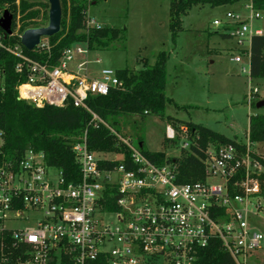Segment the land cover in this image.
<instances>
[{
    "label": "built area",
    "instance_id": "built-area-1",
    "mask_svg": "<svg viewBox=\"0 0 264 264\" xmlns=\"http://www.w3.org/2000/svg\"><path fill=\"white\" fill-rule=\"evenodd\" d=\"M255 1L234 0L229 6L236 9L211 23L234 43L236 56L229 60L235 64H241L240 52L248 50L250 39L263 34L253 28L263 14ZM36 48L48 51L47 39ZM6 51L27 68L26 81L16 90L19 100L34 107L69 101L90 112L87 97L105 96L120 86L114 70L102 68L90 76L86 60L68 70L75 55L85 54L79 48L65 49L54 67L27 59L16 46ZM257 92L249 89L248 104ZM106 127L129 150L133 169H100L98 162L108 159L88 151L85 135L71 147L80 172L75 184H65L39 151L0 163V264H195L197 251L210 239L219 240L235 264H246L247 255L260 249L263 237L250 229L247 215L251 202L256 200V207L258 199L264 200L259 196L262 166L250 156H259L251 146L261 144L250 145L246 137L244 152L233 145H208L203 181L178 183L174 164L153 165L138 146ZM165 139L176 140L180 152L190 150L184 127L167 124ZM231 189L241 194L231 196ZM107 191L109 198L117 196L115 211L105 209ZM222 209L220 218L216 213Z\"/></svg>",
    "mask_w": 264,
    "mask_h": 264
},
{
    "label": "trees",
    "instance_id": "trees-1",
    "mask_svg": "<svg viewBox=\"0 0 264 264\" xmlns=\"http://www.w3.org/2000/svg\"><path fill=\"white\" fill-rule=\"evenodd\" d=\"M16 0H0V17L2 12L13 6ZM61 6V23L59 33L47 39V50L35 48L25 50L19 42L21 33L26 29L44 27L47 24L48 5L44 1L17 0V6L12 8L14 18L11 23V35L4 36L0 29V163L16 162L27 150L39 151L43 154L44 163L60 171L65 184H75L80 180L79 167L71 149L72 144L80 141L85 135V143L89 152L97 154H116L117 160H101L100 169H112L123 165L133 169L130 153L106 127L112 129L116 119L120 117H135L137 122L146 116H156L165 119L177 127L186 128L191 146L189 151H182L178 157H166L163 153L149 152L144 149L143 140L138 137L141 154L153 165L163 166L174 164L178 183L203 181L202 159L208 145H233L238 151H245V144L236 139L227 138L207 127L188 121H180L164 115L166 105L186 109L190 106H177L165 95L166 63L168 53L160 51L154 56L153 63H142L138 71L132 69L115 70V76L120 86L109 90L105 96H89L85 105L90 112L80 107H74L67 101L61 107L33 105L18 99L17 86L24 83L27 68L22 61L6 51L7 47H18L29 60L39 64L54 67L59 63L62 52L77 43H83L87 51L108 49L111 44L124 37V29L111 27H96L87 25V10L93 0H59ZM234 0H169V25L171 40L174 41L181 30L180 17L192 6L209 5L211 7L231 5ZM255 8L264 13V0H256ZM223 39H229L224 33H219ZM248 57V75L253 79H264V34L250 39L247 51L240 54ZM18 64L21 70L16 71ZM255 99L250 105H255ZM94 115L97 120L92 119ZM106 125V126H104ZM247 140L250 145L264 144V115L255 114L248 118ZM174 141L164 139L163 144ZM262 166L259 176L260 193L264 199V159L250 153ZM231 196L240 195L238 189L229 191ZM110 191L105 193L109 198ZM116 195L111 196L110 203L105 205L109 211L117 210ZM217 216L224 217V210ZM195 264H235L224 250L221 242L210 239L207 245L200 248L196 254Z\"/></svg>",
    "mask_w": 264,
    "mask_h": 264
},
{
    "label": "rangeland",
    "instance_id": "rangeland-1",
    "mask_svg": "<svg viewBox=\"0 0 264 264\" xmlns=\"http://www.w3.org/2000/svg\"><path fill=\"white\" fill-rule=\"evenodd\" d=\"M16 6L17 0L9 13ZM236 7L192 6L180 17L181 30L172 41L168 29L169 0H93L87 10L91 25L124 29V37L99 51H87L83 43L72 45V49L79 48L85 54L75 55L67 69L73 70L77 63L86 60L93 77L102 68L138 71L143 62L150 65L158 52L165 51L168 53L165 95L177 106L191 108L180 109L168 104L164 115L202 125L245 144L249 116L264 115V106L255 107L256 103L264 102V79L243 74L241 68L248 69L245 60L241 59V64L230 62L229 58L236 56L234 43L221 38L219 30L211 25L214 19L223 20L225 12ZM253 28L264 34V13L253 23ZM250 88L258 91L253 106L247 103ZM135 122V117L117 118L112 130L136 147L141 137L144 149L149 152L163 153L170 158L180 155L176 141L163 144L166 125L170 124L165 119L146 116ZM251 150L264 159V144L252 145ZM105 158L117 160L120 156L108 154ZM49 174L55 177L54 171ZM254 203L256 200L248 208L247 223L263 240L260 249L247 255L246 264H264V200L258 199L256 207ZM20 225L23 224L6 223L8 227Z\"/></svg>",
    "mask_w": 264,
    "mask_h": 264
},
{
    "label": "water",
    "instance_id": "water-1",
    "mask_svg": "<svg viewBox=\"0 0 264 264\" xmlns=\"http://www.w3.org/2000/svg\"><path fill=\"white\" fill-rule=\"evenodd\" d=\"M27 1H44L48 5L47 24L44 27L32 28L24 30L20 37V45L27 51L35 49L41 39H48L59 33L61 23V6L59 0H27ZM12 14L7 10L2 12L0 17V29L4 36L11 35ZM264 106V102L256 103L255 107ZM140 146V144L138 145Z\"/></svg>",
    "mask_w": 264,
    "mask_h": 264
},
{
    "label": "crops",
    "instance_id": "crops-1",
    "mask_svg": "<svg viewBox=\"0 0 264 264\" xmlns=\"http://www.w3.org/2000/svg\"><path fill=\"white\" fill-rule=\"evenodd\" d=\"M242 59L243 60H245V62L247 63V67H248V65H249V63H248V57L247 56H244V57H242ZM172 100V99H171ZM171 117V116H170ZM172 118H174V117H172ZM174 119H177V118H174ZM178 120V119H177ZM180 121H182V120H180Z\"/></svg>",
    "mask_w": 264,
    "mask_h": 264
}]
</instances>
